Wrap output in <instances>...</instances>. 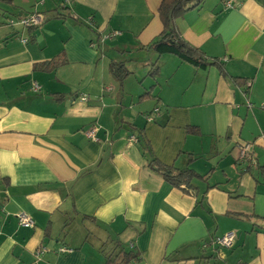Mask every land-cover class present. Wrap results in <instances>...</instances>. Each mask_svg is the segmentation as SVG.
I'll use <instances>...</instances> for the list:
<instances>
[{"label":"crops","instance_id":"0c3cea01","mask_svg":"<svg viewBox=\"0 0 264 264\" xmlns=\"http://www.w3.org/2000/svg\"><path fill=\"white\" fill-rule=\"evenodd\" d=\"M61 4L0 0V264H104L114 240L131 264H264V0L176 19L206 67L148 48L160 0ZM35 11L39 26L20 23ZM154 158L203 178L172 186ZM228 231L231 247L213 242Z\"/></svg>","mask_w":264,"mask_h":264},{"label":"trees","instance_id":"16d2710c","mask_svg":"<svg viewBox=\"0 0 264 264\" xmlns=\"http://www.w3.org/2000/svg\"><path fill=\"white\" fill-rule=\"evenodd\" d=\"M203 0H160L158 14L162 23L160 34L154 39L148 48L153 49L157 54H173L183 61H186L194 67H206L210 64L218 63L214 59H209L200 49L188 44L179 34L176 27V19L190 8L200 5ZM67 7V6H66ZM34 27V26H32ZM63 61L59 57L40 64L42 68L53 69ZM158 65L153 63L149 73H157ZM110 72L119 80L123 81L129 74L123 61L111 62ZM147 93H143L140 98L145 97ZM195 128H191L194 130ZM149 167L159 173L165 181L172 186L190 185L194 178H203L190 168L179 169L173 166L165 165L157 159H152L148 163ZM85 218V217H84ZM138 260V254L126 248L119 242L114 240L110 248L105 254L104 264H131Z\"/></svg>","mask_w":264,"mask_h":264},{"label":"built area","instance_id":"2783aa9c","mask_svg":"<svg viewBox=\"0 0 264 264\" xmlns=\"http://www.w3.org/2000/svg\"><path fill=\"white\" fill-rule=\"evenodd\" d=\"M61 1V5H63V7H66L70 4V0H60ZM234 0H224V4L226 6H231L232 2ZM43 21V18L41 16V14H39L38 12H33L25 17H23L21 20H20V23L24 26H28V27H32V26H39ZM120 32L117 31V30H112V31H109V32H105V33H102L100 35V41L103 42L104 40L106 39H109L117 34H119ZM92 45H94L92 43ZM35 87H37L35 85ZM87 96L86 95H81L79 97L80 100L82 101H86L87 100ZM158 108H154V112L157 113L158 112ZM147 119L148 120H151L152 117L149 115L147 116ZM94 130L95 128H92V129H89L87 130L85 133L86 135L89 137V138H93L94 139ZM130 139L132 140H136V137L134 135H132L130 137ZM249 148V145L246 144L243 146V149H242V155H245L246 153V150ZM16 218L18 220V223L19 225L21 226H24V227H31L33 226L34 224V221L33 219L28 215L26 214L25 212H17L16 213ZM234 239H235V233L233 231H228V232H225L224 234L222 235H219V236H215L213 238V242L220 246V247H231L233 242H234ZM45 249L44 248H40L36 251V253L38 254L39 252H42L44 251ZM60 251H67V249H65L64 247H61L59 248Z\"/></svg>","mask_w":264,"mask_h":264},{"label":"rangeland","instance_id":"374dc122","mask_svg":"<svg viewBox=\"0 0 264 264\" xmlns=\"http://www.w3.org/2000/svg\"><path fill=\"white\" fill-rule=\"evenodd\" d=\"M88 228H89V231L92 232V233L90 232V236L93 235V237H94V234H93V231H94L93 229H94V227H93V226H89Z\"/></svg>","mask_w":264,"mask_h":264}]
</instances>
